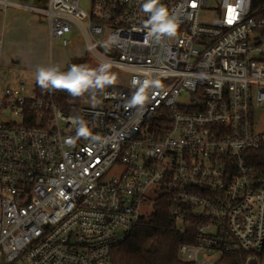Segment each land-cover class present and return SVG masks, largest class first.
<instances>
[{
	"label": "built area",
	"instance_id": "obj_1",
	"mask_svg": "<svg viewBox=\"0 0 264 264\" xmlns=\"http://www.w3.org/2000/svg\"><path fill=\"white\" fill-rule=\"evenodd\" d=\"M145 2L90 0L86 11L79 0H0V12L44 16L64 47L79 31L86 57L114 78L66 103L37 83L32 99L23 86L0 95V264H113L159 200L176 231L191 233L179 261L246 252V264H264V180L247 156L264 145L254 129L264 116L261 9L212 0L217 17L203 24L209 0H158L177 30L157 42ZM145 80L159 87L133 104Z\"/></svg>",
	"mask_w": 264,
	"mask_h": 264
},
{
	"label": "trees",
	"instance_id": "obj_2",
	"mask_svg": "<svg viewBox=\"0 0 264 264\" xmlns=\"http://www.w3.org/2000/svg\"><path fill=\"white\" fill-rule=\"evenodd\" d=\"M252 9L261 11L256 15L258 20H264V0H253ZM87 57L72 59V65L91 66ZM108 72V69H107ZM107 72L105 75H107ZM108 84L97 89H90L81 96H99L108 89ZM72 96L67 91L59 90L55 96L60 103H66ZM248 162L255 177L264 180V145L249 152ZM191 231V229H190ZM191 233L178 232L169 220L166 206L159 200L152 210L143 216L130 236L120 246L112 251L113 264H192L177 259V249L181 243L191 242ZM246 252L222 254L214 264H246Z\"/></svg>",
	"mask_w": 264,
	"mask_h": 264
},
{
	"label": "rangeland",
	"instance_id": "obj_3",
	"mask_svg": "<svg viewBox=\"0 0 264 264\" xmlns=\"http://www.w3.org/2000/svg\"><path fill=\"white\" fill-rule=\"evenodd\" d=\"M14 1V0H12ZM17 3H23L31 6L45 8V1L42 0H15ZM80 6L84 10L89 9L90 0H79ZM216 4L209 0L208 9L200 12L199 21L203 24L210 23L213 19L217 17L216 13ZM20 9L17 7H8L6 11L8 13L18 12ZM5 11V12H6ZM3 13L0 12V16ZM34 15L36 19H38L37 24H39L40 28L43 26L46 28L45 32L38 31V37L42 39L44 38L42 51L36 56L35 60L32 61L31 65L25 70H17L14 68L6 66L5 64H1L0 66V95H3L5 89L9 87L20 88L21 86L25 87L23 95L26 98H33V88L36 85V72L39 67H53L58 66L61 72H67L69 70V63L74 58H80L82 56H90V52L83 42V39L80 36L79 31L73 30L72 39L69 42L67 47L61 45L59 41H50L48 36L47 27L44 21H41V17L37 14ZM40 15V14H39ZM42 16V15H41ZM43 18H45L43 16ZM87 57V58H88ZM90 69H97L99 66L95 64L92 60ZM262 110L257 112V116L255 118L258 119L257 127L254 126V129L257 131L264 130V116L259 115ZM144 210V209H143Z\"/></svg>",
	"mask_w": 264,
	"mask_h": 264
},
{
	"label": "clouds",
	"instance_id": "obj_4",
	"mask_svg": "<svg viewBox=\"0 0 264 264\" xmlns=\"http://www.w3.org/2000/svg\"><path fill=\"white\" fill-rule=\"evenodd\" d=\"M158 0H146L142 5L145 12L150 13V18L146 23L149 29V37L154 38L157 42L162 37H172L176 35L177 24L175 17L170 16L168 11L163 6H157ZM107 65H100L97 69H90L83 65H72L67 72H61L58 66L39 67L36 72L37 84L46 90H63L67 91L72 96H81L90 89L103 88L105 84H111L113 79H109L105 73ZM139 83V81H136ZM150 83L159 87L155 82L145 80L141 85L136 95L132 97L133 104H143L146 99L144 90L149 87ZM78 128V135L88 136L89 133L83 122ZM98 139V137H93Z\"/></svg>",
	"mask_w": 264,
	"mask_h": 264
},
{
	"label": "crops",
	"instance_id": "obj_5",
	"mask_svg": "<svg viewBox=\"0 0 264 264\" xmlns=\"http://www.w3.org/2000/svg\"><path fill=\"white\" fill-rule=\"evenodd\" d=\"M42 1H45V6H47L48 0ZM18 9H20L18 12L13 13L1 12L3 16H0V64L8 65L17 70H25L42 51L44 38L40 39L38 37V31H42L43 34L46 28L44 26L40 28L37 24L38 19L30 14L31 11ZM31 13L37 14L35 12ZM37 15L42 18L41 21H44L47 27L45 18L39 14ZM83 57L86 56L80 58Z\"/></svg>",
	"mask_w": 264,
	"mask_h": 264
},
{
	"label": "snow or ice",
	"instance_id": "obj_6",
	"mask_svg": "<svg viewBox=\"0 0 264 264\" xmlns=\"http://www.w3.org/2000/svg\"><path fill=\"white\" fill-rule=\"evenodd\" d=\"M230 11H231V9H230Z\"/></svg>",
	"mask_w": 264,
	"mask_h": 264
}]
</instances>
